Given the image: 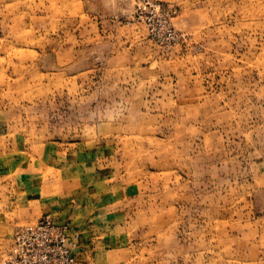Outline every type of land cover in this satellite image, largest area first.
<instances>
[{
  "label": "rangeland",
  "instance_id": "374dc122",
  "mask_svg": "<svg viewBox=\"0 0 264 264\" xmlns=\"http://www.w3.org/2000/svg\"><path fill=\"white\" fill-rule=\"evenodd\" d=\"M46 218L47 264H264V0H0V264Z\"/></svg>",
  "mask_w": 264,
  "mask_h": 264
},
{
  "label": "built area",
  "instance_id": "2783aa9c",
  "mask_svg": "<svg viewBox=\"0 0 264 264\" xmlns=\"http://www.w3.org/2000/svg\"><path fill=\"white\" fill-rule=\"evenodd\" d=\"M67 231L66 225H56L47 218L33 226L24 227L15 234L13 254L15 258H21V261L47 264L49 260L47 255L66 239Z\"/></svg>",
  "mask_w": 264,
  "mask_h": 264
}]
</instances>
